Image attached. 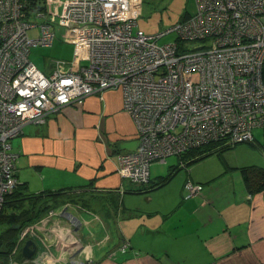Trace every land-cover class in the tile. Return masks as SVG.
I'll return each mask as SVG.
<instances>
[{"label": "built area", "instance_id": "built-area-1", "mask_svg": "<svg viewBox=\"0 0 264 264\" xmlns=\"http://www.w3.org/2000/svg\"><path fill=\"white\" fill-rule=\"evenodd\" d=\"M142 5L0 0V213L20 184L12 140L27 125L46 124L65 107L107 90L121 93L135 126L139 147L119 155L118 172L137 185L149 183L154 162L217 141L253 143V131L264 128V0H197L192 15L158 35L137 29ZM56 23L70 29L76 50L71 62L54 60L47 74L30 54L53 45ZM35 28L40 33L32 39ZM174 32L176 42L159 44ZM195 42L200 46L184 50ZM184 190L190 199L203 186L187 181ZM57 214L52 210L46 219ZM28 237L37 240L35 226L20 233L11 264Z\"/></svg>", "mask_w": 264, "mask_h": 264}, {"label": "crops", "instance_id": "crops-1", "mask_svg": "<svg viewBox=\"0 0 264 264\" xmlns=\"http://www.w3.org/2000/svg\"><path fill=\"white\" fill-rule=\"evenodd\" d=\"M53 69L51 62L42 71ZM138 147L117 90L27 125L12 140L17 178L30 193L74 194L33 225L42 258L32 264H264V194L248 192L227 155L182 168L167 194L155 196L118 172L119 155ZM188 180L203 190L185 199Z\"/></svg>", "mask_w": 264, "mask_h": 264}, {"label": "rangeland", "instance_id": "rangeland-1", "mask_svg": "<svg viewBox=\"0 0 264 264\" xmlns=\"http://www.w3.org/2000/svg\"><path fill=\"white\" fill-rule=\"evenodd\" d=\"M142 1H143L142 11H141V15L138 18L137 29L143 31L147 35H158L160 33H163L171 29L179 22L183 21V19L186 16L192 15L197 9V0H142ZM35 22H40V21H35ZM53 30L55 32L56 38L52 46L42 45V46L34 47L31 50L30 59L33 62V64L41 70L44 69L47 66V64L49 65L51 64V62L53 63L54 60L60 62L63 61L71 62L74 59L76 49L74 43L69 40L71 36L70 29L68 27L60 25L59 23H56L53 25ZM39 33H40L39 29L35 28L29 31V36L32 39H35L39 36ZM177 40H178V34L174 32L165 35L162 39L159 40V44L160 45L170 44L176 42ZM200 44H201L200 42L185 43L183 44V46L185 51L190 52L193 49L199 47ZM253 135L255 139L253 143L250 142L239 143L237 144V147H239L237 151L234 148L224 151L223 154L221 155L219 154L211 155L206 159L189 166V169L195 164H199V163L204 164V162H209L210 160L218 161V158L224 155L228 156L229 160H231L235 168H237L240 173H241L240 169L245 167L264 168V128L255 129L253 131ZM179 163L180 160L178 156L176 155L169 156L167 158L166 163L154 162L150 166V173L152 174L153 179H155L157 176L167 177L170 174V167L179 166ZM203 164H199V166L197 167H201ZM182 173L186 174L187 170L186 169L178 170V172L169 181V183L166 186L154 190L155 192L153 193V195L155 196L166 195L167 191L171 189L173 185H175V183L178 180V177ZM152 192L153 191H151V193ZM64 207H67V205H65ZM45 217L43 219H45ZM43 219L40 220L39 222L43 221ZM27 239L32 240L30 237H28ZM25 243L26 241L21 242L22 249ZM36 244L38 245V251L35 257L37 256L36 258L40 257L41 259L42 255H40L39 253L40 247L37 242ZM14 259L16 264H32V261L26 263L27 260L24 257H20L19 255L15 256Z\"/></svg>", "mask_w": 264, "mask_h": 264}, {"label": "trees", "instance_id": "trees-1", "mask_svg": "<svg viewBox=\"0 0 264 264\" xmlns=\"http://www.w3.org/2000/svg\"><path fill=\"white\" fill-rule=\"evenodd\" d=\"M189 16H186L183 20H186ZM236 145L230 146L222 141H217L177 155L180 160L179 166H171L170 174L167 177L150 178L149 183L138 185L144 187L138 192L146 193L160 188L167 184L178 170L189 167L211 155H221L224 151L233 149ZM240 170L248 192L252 196L264 194V168L245 167ZM72 201H74V194L68 190L32 194L26 186L19 184L15 191L6 196L0 213V264L12 263L10 256L18 245L20 233L26 227L38 223L49 211L64 206L66 203L72 204ZM15 225H19L20 228H14ZM21 249L18 255L23 257Z\"/></svg>", "mask_w": 264, "mask_h": 264}, {"label": "water", "instance_id": "water-1", "mask_svg": "<svg viewBox=\"0 0 264 264\" xmlns=\"http://www.w3.org/2000/svg\"><path fill=\"white\" fill-rule=\"evenodd\" d=\"M66 212V210H64ZM14 228H20L19 225H15ZM38 251V245L33 240L26 241L23 249H22V255L26 260H31L35 257L36 253Z\"/></svg>", "mask_w": 264, "mask_h": 264}, {"label": "flooded vegetation", "instance_id": "flooded-vegetation-1", "mask_svg": "<svg viewBox=\"0 0 264 264\" xmlns=\"http://www.w3.org/2000/svg\"><path fill=\"white\" fill-rule=\"evenodd\" d=\"M67 205V207L70 205V204H66ZM33 226V225H32ZM30 262L32 261V259L31 260H29Z\"/></svg>", "mask_w": 264, "mask_h": 264}]
</instances>
